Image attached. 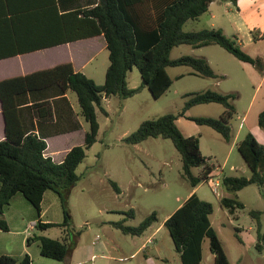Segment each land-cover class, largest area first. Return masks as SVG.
<instances>
[{"label":"trees","instance_id":"trees-1","mask_svg":"<svg viewBox=\"0 0 264 264\" xmlns=\"http://www.w3.org/2000/svg\"><path fill=\"white\" fill-rule=\"evenodd\" d=\"M213 1L215 0H98L91 9L62 16V23L67 27H63L65 34L62 41L54 45L102 35L108 51V67L103 84L97 85L84 74L74 72L71 64H61L49 70L0 81V105L5 134L4 139L0 141L2 231H7V225L2 219L3 213L15 196H21L35 210L37 230L42 232L53 227H67L66 220L61 224L41 222L39 219L41 202L44 193L52 191L58 197L62 210H66V196L79 180L75 170L85 159V151L96 139L98 123L95 110L99 109L107 115L102 107L103 101L111 97L125 100L143 87L147 88L153 98L161 97L172 83L167 73V68L170 67H189L192 70L191 75L217 77L203 58L182 56L172 60L170 53L173 48L186 45L199 49L217 45L238 61L248 63L262 71L261 60L247 55L236 37L228 38L221 30L214 28L198 32L183 31V25L205 14ZM218 1H229L236 5L238 0ZM256 33H252L253 40L264 39ZM134 67L142 81L139 88H129L127 85V74ZM52 85L58 87V95L66 90L76 95L79 115L88 125L83 144L72 147L61 163H55L51 157L45 155L47 149L45 138L67 131L63 127V118L57 113L55 103L49 102L48 94L39 99L41 102L34 99L36 94L39 98L38 94ZM232 99V94H221L211 90L192 94L185 102L181 113L166 114L141 122L136 131L127 136L124 142L128 145H137L148 138L169 139L180 156L182 178L195 188L206 182L219 165L214 158L202 156L198 137L184 136L176 121L193 106L218 104L223 108L219 118L188 119L198 126L211 128L224 141L230 142L233 135L229 121L236 114ZM29 100L33 102L27 106ZM20 103L25 105L20 106ZM257 125L264 131V111L258 115ZM235 146L249 169L250 176H222V189L232 197H222L218 203L231 215L235 214L236 210L244 208L237 200V193L249 185H257L264 199V147L251 133L245 134ZM194 168L199 169L197 176L192 173ZM110 185L116 194H120V189L114 182H110ZM212 212V205L193 193L164 221L163 226L171 238L181 264H201V245L205 238L213 256V264H230L222 243L211 226ZM262 213L263 211L257 210L249 212L250 216L256 218L254 249L258 252L264 251V231L258 219ZM126 215L132 217L133 212L129 211ZM156 221V214L152 213L136 227L126 226L125 219L112 223V226L123 235L141 236ZM67 231L63 229L61 239L35 236L28 242L38 243L41 257L64 261L75 249L68 243ZM236 231L239 232L238 229ZM235 237L242 243L238 235ZM0 264H32V261L28 255L21 259L3 255L0 256Z\"/></svg>","mask_w":264,"mask_h":264},{"label":"rangeland","instance_id":"rangeland-1","mask_svg":"<svg viewBox=\"0 0 264 264\" xmlns=\"http://www.w3.org/2000/svg\"><path fill=\"white\" fill-rule=\"evenodd\" d=\"M233 9L235 10V7ZM96 50L97 48L91 49V52ZM262 52H264V41L249 46L251 55L245 53L252 57ZM191 55L196 58L208 57L217 77L192 76L188 74L191 71L189 67H170L167 68V73L172 83L161 97L153 98L147 88L143 87L138 93L125 100L111 97L103 101L102 107L107 115L99 109L95 110L98 123L96 139L94 144L85 151V159L75 170L79 180L66 196L65 211L62 210L54 192L47 191L48 195L56 196L57 207L62 214L61 223L66 220L67 227H53L46 236L50 239H61L63 229L68 230V243L76 250L71 263L90 264V248H93L91 243L94 238L98 236L101 241H104L108 240V237L113 239L114 236L123 246L124 254L110 250V253L107 251V255L116 260L121 258V262L97 256L93 264H136L142 258V254L133 258L129 256L146 243L148 238H152L156 243L154 246L148 243L146 251L154 263L163 260V264H181L171 238L166 229L162 228V224L178 208V205L192 195L190 192L193 191L199 199L212 205L211 226L216 231L230 264H264V251L258 252L254 249L256 218L249 215L250 211L264 210V199L257 185H249L237 193V200L244 205V208L236 210L235 214L231 215L218 203L222 197H232L231 194L220 188V196H216L212 192L211 181L202 182L192 188L182 178L180 156L169 139L148 138L137 145H128L124 142L127 136L136 131L141 122L166 114L178 115L182 112L190 95L207 90L233 95L231 103L236 114L229 121V126L233 129V133H236L241 122L237 117L243 116L240 110L246 108L257 86V83L254 84L250 80V71L254 70L260 77L264 68L261 71L249 64L248 78L241 62L217 45L195 50ZM191 55L190 46L181 45L171 50L170 58L174 60ZM106 63V52L100 53L86 69V72L93 73L96 79H98L97 74L100 73L99 80L95 82L97 85L104 82L103 67ZM177 75L181 77L176 78ZM217 82L219 84L216 86ZM141 83L138 70L135 67L132 68L127 74L128 87L139 88ZM259 98L260 94L257 100ZM75 107L79 113L78 103H75ZM222 111L223 108L218 104L193 106L178 117L177 127L186 137H198L199 149L204 157H212L223 163L226 154L230 151L229 162L224 166L222 174L249 177L250 171L237 152L235 141L234 143L231 142L232 140L226 142L211 128L198 126L188 119L190 117L219 118ZM80 124V129L73 137L77 145L82 144L83 135L88 130V125L82 117ZM247 127H249V121ZM248 129L242 128L237 142L249 133ZM58 143V140H49V152L56 162L62 157ZM192 173L197 176L199 169H192ZM110 182H114L119 187L120 194L113 191ZM26 204L37 217L33 207L28 202ZM46 205H48L47 202L43 208ZM21 210V207L13 205L9 214L5 209L3 216L7 214L10 217L20 213ZM129 211L133 212L132 217L126 215ZM55 212L57 213V209L53 208L44 214V218L52 219ZM152 213L156 214L157 221L141 236L123 235L112 226V223L125 219L126 226L136 227ZM263 216L261 214L258 218L262 231H264ZM159 226H161L160 231L153 236ZM29 233V236L33 238L32 234H35V237L40 231L36 229ZM235 235L239 236L242 243L237 241ZM35 246H38V243ZM201 251V264H213V256L209 251L206 238L202 242ZM125 257L128 258L125 259ZM37 260L38 257L32 260L33 264H40ZM39 260H43L42 262L46 264H65V260L54 261L45 258Z\"/></svg>","mask_w":264,"mask_h":264},{"label":"crops","instance_id":"crops-1","mask_svg":"<svg viewBox=\"0 0 264 264\" xmlns=\"http://www.w3.org/2000/svg\"><path fill=\"white\" fill-rule=\"evenodd\" d=\"M95 2H98V0H0V81L26 76L38 71L49 70L61 64H71L74 72H80L97 83L96 80H99L100 73L97 74L98 79H96V77H94L95 75L91 72L87 73L86 69L97 59L98 54L106 52L107 63L103 67V76L105 75V71L108 67V51L102 35L54 45L56 42L62 41L63 34H65L63 27H67L62 23V16L76 11L91 9L96 5ZM132 5H134L133 2ZM233 7H235V10ZM73 23L75 25L77 24L76 22ZM209 28L221 30L228 38L236 37L243 51L250 54L249 46L264 41V39L259 38L253 40L252 38V31L256 30L259 31L256 33L257 35L264 37V0H238L236 5H233L229 1L219 2L215 0L209 4L205 14L201 15L196 20H189L183 25L184 32H198L202 29ZM94 48H97V50L91 52V49ZM202 48L193 49L190 47V55L193 54L195 50H200ZM200 58L205 59L212 70L210 59L205 56H201ZM252 58H259L264 68V52L259 55H252ZM241 64L243 65L242 68L244 72L249 78V64L244 62H241ZM191 72L192 70L188 72V74L191 75ZM213 73H215V71H213ZM250 74V80L254 84L257 83V86L246 108L240 110L243 116L237 117L238 119L240 118L239 120L241 122L236 129V133H233V129L231 128L233 135L231 142L234 143L235 141L236 144L242 128L246 127L247 129L249 128V133L254 136L256 141L264 147V131L257 125L258 115L264 111V71L260 77L256 75L254 70H251ZM223 75L225 76V73H223ZM180 77L181 75L176 76V78ZM218 84L219 82L216 83V86ZM57 92L58 87L52 85L49 89L41 91V93L38 94L39 98H37L36 94L34 99L41 102L39 99H42L48 94V96H50L49 102L51 104L55 103L57 113L63 118V127L67 129V131L45 138L47 144L45 155L51 157L55 163H61L66 153L72 147L78 146L73 137L81 127V116L76 111L75 107V103H77L76 95L68 90L63 91L60 95H58L59 93ZM259 94L260 98L257 100ZM27 97L30 98V95L27 94ZM32 102L33 100H29L27 106H30ZM24 105L25 104H21L20 106ZM24 121L27 123L26 119H24ZM248 121L249 127H247ZM33 123L35 124L34 120ZM73 128L76 129L72 130ZM44 131L46 132L47 130ZM48 131L51 132L50 129H48ZM4 137V120L0 105V141L3 140ZM49 140L59 141V147L62 149H59V151H62V157L58 162L52 158L49 152ZM229 159L230 151L226 154L223 163L217 161L219 165L217 169L223 176H227L222 174V171L224 166L229 162ZM190 194H193V191H191ZM45 202H47L48 205L43 208ZM13 205L21 207L22 210L20 213L13 214L9 217L7 214L10 213V208ZM179 206L180 205H178V207ZM40 207L41 213L39 219L41 222L61 224L62 214L58 210L56 196H50L45 192ZM53 208L57 209V213L55 212L52 219L44 218V214L50 212ZM6 211L7 214L3 216V219L7 225V231H2L0 229V256L6 255L21 259L24 255H28L33 261L38 257V263L46 264L42 262L43 260H39L44 258L39 255L38 246H35L37 242H28L29 239L32 238L27 235L29 227L32 226L33 229L31 231L36 230L35 224L37 220L33 210L26 204L21 196H15L10 205L6 208ZM263 213L262 215H264ZM162 228L165 229L163 224ZM50 229L42 232L40 231L36 236L47 237L46 234H48ZM160 229L161 226L154 231L153 236L156 235ZM34 235L35 234H32L33 237ZM97 237L94 238L91 243L93 248H90L89 263L93 264V260H95L97 256L106 260L121 262V258L116 260L107 255V251L110 253V250L124 254L121 243H119L114 236L113 239L108 237V240L104 241H101L99 237L97 239ZM148 243L153 246L156 244L152 238H148L146 243H143L136 252L129 256V258L142 254V258L136 264H163V260L154 263L151 258L148 257L146 252L148 250ZM75 252L76 250L74 249L71 255L65 260V264H75L71 263ZM126 258L128 257H125V259Z\"/></svg>","mask_w":264,"mask_h":264},{"label":"built area","instance_id":"built-area-1","mask_svg":"<svg viewBox=\"0 0 264 264\" xmlns=\"http://www.w3.org/2000/svg\"><path fill=\"white\" fill-rule=\"evenodd\" d=\"M221 179H222V175L220 173V171H218V169L216 168L213 173L210 175V178L207 181H211V187H212V192L216 195V196H220L219 190L220 188H222L221 186ZM33 228L32 226L29 227V231H31ZM28 231V236L30 235ZM98 239V237H97Z\"/></svg>","mask_w":264,"mask_h":264}]
</instances>
